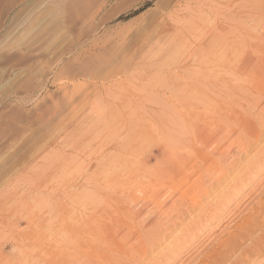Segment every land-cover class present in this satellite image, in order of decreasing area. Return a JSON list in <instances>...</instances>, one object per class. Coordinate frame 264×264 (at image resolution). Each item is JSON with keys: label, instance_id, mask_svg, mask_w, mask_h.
I'll use <instances>...</instances> for the list:
<instances>
[{"label": "rangeland", "instance_id": "1", "mask_svg": "<svg viewBox=\"0 0 264 264\" xmlns=\"http://www.w3.org/2000/svg\"><path fill=\"white\" fill-rule=\"evenodd\" d=\"M169 1L0 0V248H4L5 255L14 254L18 257L21 253V260L27 258L30 264L35 262L34 259V264H60V261L61 264H71L70 260L72 263L85 262L84 253L80 251V254L76 251L77 254L70 253L69 256L57 251L70 244L73 239L75 242L79 239L81 241L76 233L80 228L89 229L90 222L81 223L88 213L97 220L98 213L106 212V222L100 220L96 223L110 228L109 216L112 212L113 215L121 213V216L130 207L132 212H139L134 221L143 216L135 222L136 225L139 223L137 227L140 234V230L149 233L146 234L147 237L143 232L142 239L144 242L149 241V244L154 241L152 243H156L155 247L140 254L129 251L128 249L134 250L136 247V235L129 238L126 236L124 239L127 230L121 225L119 229L122 230H119L117 236V253L111 252L107 246L108 237L103 238L104 240L101 238L102 241L97 240L105 243L103 246L96 240L93 243V246L98 244L96 250H102L101 253L105 251L110 263L207 264L212 252L218 251L217 248L223 241H228V237L236 230L248 228L245 226L246 219L260 211V205L264 203V121L263 125L260 123L264 120V93L258 90L262 86L254 80L242 79L238 65L233 62L235 58L229 56L238 51L239 43L247 40L258 51L253 50L257 59L251 60L248 72H261L264 75V0H241L240 3V0H236L234 3L237 4L233 3V8L222 6L220 22L228 33L214 40V43L221 50L218 51L224 53L225 50L227 52L224 54L229 56L213 54L215 59L210 55L213 59L202 58L204 63L198 62V53L190 50L171 52L163 48H151L156 41L151 32L157 25L161 9ZM249 28L252 32L248 31ZM260 52H263L262 55ZM254 99L258 101V105ZM233 112L244 114L252 119V126H258L257 136H261L260 140L254 141L251 148H248L249 151L244 143L252 139L244 136L243 141L238 140L239 129L234 123ZM257 132L248 136L253 138ZM241 144L245 147H240ZM192 147L202 151L200 152L204 157L198 165L202 171L205 170L208 178L216 176L209 169L214 171L212 163L215 159L219 160L216 172L222 170V184H214L213 178H206L208 181L205 179L193 186L197 173H190L189 166L185 172L172 169L175 166L171 165L177 158L180 161L186 159ZM214 149L218 152H212ZM224 149L227 153L223 152ZM39 160L45 165L44 173H31L39 165ZM166 168L172 169L171 172L164 174ZM30 173L34 176H29ZM184 180H188L189 185L195 189L190 188L186 193L191 198L185 201L187 204L177 198L180 192L175 191L176 184L181 185ZM89 184L94 187L89 188ZM206 187H209L207 192ZM40 188L43 189V194L40 193ZM185 188L186 186L180 191ZM82 191L84 192L81 193ZM95 191L96 194L99 191L100 195H94V199L91 195ZM144 191H160L157 206L147 209L142 208L140 201L130 204L129 198L140 197ZM46 192L49 193L48 196ZM82 194V199L88 198L87 202L81 199ZM192 194L195 195V200ZM70 195L73 198H69ZM166 195H171V199L163 203ZM175 197L176 200L179 199L177 202ZM56 203H60L57 208ZM68 206H72L74 210ZM90 206H95L94 209L97 210ZM168 206H175L174 209L181 210V213L177 215ZM40 209H43L44 215L40 214ZM46 209L51 212H46ZM84 209L90 211L87 213ZM104 209L107 211L102 212ZM119 210L125 211L119 213ZM54 211L62 216L65 212V218L59 215L60 219ZM83 213L86 215L83 216ZM26 214L31 219L28 223L23 216ZM144 215L148 219L142 225L140 220L145 218ZM47 216L51 218L48 221ZM157 216L162 221L159 222ZM88 217L86 219L89 220ZM62 219H65L64 222ZM62 223H66V227ZM196 223L202 227L196 226ZM156 226L160 229H155ZM193 226L199 228L196 230ZM62 229L69 231L66 232L68 243L65 242L67 235ZM153 229L155 231L152 233ZM158 232L161 234L159 238ZM56 233L57 236H53ZM254 233L253 235L251 232V238L244 241L240 249L249 250L255 246L260 234L259 231ZM70 234L74 236H69ZM149 237L151 240L147 239ZM123 240L125 241L122 242ZM186 240L190 243H186ZM14 241L20 244L14 251L17 254L10 249V244ZM60 242L66 244L62 243L63 246ZM184 246L188 249L183 250ZM57 247L58 250H55ZM71 247L72 245L69 249ZM259 250L242 264H264V249ZM124 251H129L130 255L133 253V259L130 255L123 257ZM45 253L48 254L47 257ZM237 254L238 251L233 257ZM66 259L67 262L64 261ZM130 260L132 262L127 263ZM92 262L107 264L96 257Z\"/></svg>", "mask_w": 264, "mask_h": 264}, {"label": "bare ground", "instance_id": "2", "mask_svg": "<svg viewBox=\"0 0 264 264\" xmlns=\"http://www.w3.org/2000/svg\"><path fill=\"white\" fill-rule=\"evenodd\" d=\"M243 1V0H242ZM248 1V0H247ZM247 1H244V3H246ZM234 2H236V0H170L165 6H164V8L163 9H161V12L159 13V15H158V22H157V25L155 26V28L152 30V32L151 33H153L152 35H153V39L155 38V43L151 46V48L152 47H154V48H157V49H166V50H168V51H171V52H180V51H184V52H186V51H191V52H197L198 53V57H197V59L196 60H198V62H201L202 61V58H207V57H211L213 54H214V56L216 55H220V54H224V53H226L225 52V50L223 51L224 53H221L220 51V49L218 48L219 46H215V43H214V40H217V39H219L222 35H225L226 33H228V30L226 29V28H224V26H223V24H221V20H220V16H222L223 15V7L222 6H224L225 8H233V3ZM241 2V0L238 2V3H240ZM249 2V1H248ZM243 3V4H244ZM234 4H237V3H234ZM131 8H129V10H130ZM258 10V9H257ZM225 11V10H224ZM226 12V11H225ZM227 13V12H226ZM226 13H224V14H226ZM232 13V12H231ZM260 13H262V12H260ZM260 13L258 14V15H260ZM222 14V15H221ZM254 15V14H253ZM263 15V14H262ZM225 17H223V19H224ZM251 18V17H250ZM222 19V18H221ZM222 19V20H223ZM224 22V21H223ZM260 24V23H259ZM225 25V24H224ZM226 26V25H225ZM251 27H252V25H251ZM256 27V26H255ZM254 27V28H255ZM257 28V27H256ZM260 28H261V26H260ZM248 29V28H247ZM250 29V28H249ZM245 30V29H244ZM248 31H250V32H252V29H250V30H248ZM255 31V30H254ZM246 32V31H245ZM240 33H242V32H240ZM245 35H247V33L245 34ZM244 35V36H245ZM249 35V34H248ZM254 37V35H252V38ZM245 37H242V39H244ZM251 38V37H250ZM241 39V40H242ZM245 40V39H244ZM247 41V40H246ZM246 41H242L241 43H239V46H238V51L235 53V51H234V55L233 56H229V57H233V58H235V60L233 61L234 63H236L237 65H238V67H239V69H240V72H241V74H242V79H246V80H254V82H256L257 84H259V85H261L262 87H260V88H258V90H261L263 93H264V75H263V73L261 74V72L259 73V72H248V67H249V65L251 64V60L253 59V60H256L257 59V56L254 54L255 52L253 51L255 48H253V46L251 45V44H248L249 42H246ZM261 41V40H260ZM154 42V41H153ZM150 43V42H149ZM150 44H152V43H150ZM149 44V45H150ZM148 45V46H149ZM262 45V44H261ZM147 46V47H148ZM263 47V46H262ZM261 48V47H260ZM218 50H220V51H218ZM255 51H256V49H255ZM260 51V50H259ZM229 52H230V50H229ZM256 52H258V51H256ZM216 53V54H215ZM232 53V52H231ZM261 53V55H262V53L263 52H260ZM260 53H258V54H260ZM193 54V53H192ZM195 54V53H194ZM201 55L202 56H204L205 55V57H201ZM211 55V56H210ZM260 55V56H261ZM194 56V55H193ZM196 56H197V54H196ZM224 56H226L225 54L223 55V57ZM228 56H226V57H228ZM264 56V55H263ZM213 57V56H212ZM211 57V58H212ZM214 58V57H213ZM212 58V59H213ZM217 58V57H216ZM220 57H218V59H219ZM203 59V60H204ZM210 59V58H209ZM215 59V58H214ZM218 59H216V60H218ZM220 59H222V57L220 58ZM225 59V58H224ZM232 59V58H231ZM261 59H263V57L261 58ZM193 60H195V59H193ZM215 60V61H216ZM226 60H227V58H226ZM264 60V59H263ZM211 62H212V60H210ZM260 61H262V60H260ZM210 62V63H211ZM214 62V61H213ZM225 61H223V63H224ZM192 62H190V64H191ZM202 63H204V61H202ZM206 63H207V61H206ZM208 63H209V61H208ZM228 63H230V62H228ZM192 64H194V63H192ZM227 64V63H226ZM202 65V64H201ZM209 65V64H208ZM228 65H230V64H228ZM197 66V65H196ZM200 66V65H199ZM204 66V65H203ZM190 67V66H189ZM262 92H261V94H262ZM260 93V92H259ZM263 95V94H262ZM264 97V96H263ZM249 100V99H248ZM254 100H256V99H254ZM257 101V100H256ZM249 102V101H248ZM261 102V100L259 101V103ZM256 104L258 103V101L257 102H255ZM264 104V103H263ZM251 105V104H250ZM258 105V104H257ZM252 106H253V104H252ZM264 106V105H263ZM255 108V107H254ZM260 109H261V107H259ZM262 110V109H261ZM261 110H259L258 112H261ZM264 110V109H263ZM234 113V112H233ZM237 113V114H236ZM236 113H234L233 114V120H234V123L237 125V129H239V133H238V140H240V141H243L244 140V136H246L247 138H251L252 139V141H247L246 143H244V144H246V150L250 147V145L252 146V144L254 143V141L255 142H257V139H259L260 140V137L259 136H257L258 135V132H257V127L255 126V125H253L252 126V124L250 123V121L252 120H250L249 118H247L244 114H241V113H238V112H236ZM260 114H257V116H259ZM236 116H237V122H236ZM264 116H262V118H263ZM252 118V117H251ZM254 118V117H253ZM257 118V117H256ZM258 118H261V116L260 117H258ZM254 120V119H253ZM256 120V119H255ZM260 121V120H259ZM263 121L264 120H262V122H260L261 124L263 123ZM221 124V123H220ZM257 124H258V122H257ZM222 125H225L224 123L222 124ZM259 125V124H258ZM263 125V124H262ZM218 126V125H217ZM221 126V125H220ZM264 130V129H263ZM254 132H257L256 133V136L254 137L253 136V138L252 137H250V136H248L249 134H251V135H253L252 133H254ZM261 132V131H260ZM228 133H229V131H228ZM232 133V132H231ZM230 134V133H229ZM228 134V135H229ZM259 137V138H258ZM258 140V141H259ZM67 141V140H66ZM244 144H241L242 146H240V147H245V145ZM257 144V143H256ZM57 146V145H56ZM218 146H219V144H218ZM217 146V147H218ZM166 147V146H165ZM254 147V146H253ZM251 148V147H250ZM59 149V148H58ZM244 149V148H243ZM55 150H57V149H55ZM165 150V149H164ZM239 150V149H238ZM242 150V149H241ZM240 150V151H241ZM59 151V150H58ZM163 151V150H162ZM169 151V150H168ZM201 151V150H200ZM196 147H192L191 149H190V154H187L188 156H187V158L186 159H184L183 161H180V159L179 158H177V160H176V162L174 163V164H172L171 166L172 167H174V168H172L173 170H176V171H178V172H185V169L186 168H188V166H189V168H188V170L190 171V173H197V177L195 178V180L192 182V185L194 186V185H196V184H198V182H200L201 183V181L203 180H205L206 178H208L207 177V175H206V173H204V171H202L200 168H199V165H198V163H200V161H201V159L203 160V157H204V155H203V153H201ZM218 152V151H216V149H214V150H212V152ZM225 151V153H227L226 152V150L224 149L223 150V152ZM227 151H228V147H227ZM248 151H249V149H248ZM247 151V152H248ZM57 153V152H56ZM161 153H163V152H161ZM169 153V152H168ZM207 153V152H206ZM231 153V152H230ZM16 154V153H15ZM18 154V153H17ZM164 154H166V153H164ZM205 154V153H204ZM217 154V153H216ZM223 153H221V155H222ZM240 154V153H239ZM243 154H244V152H243ZM247 154V153H246ZM152 155V154H151ZM213 155H215V153L213 154ZM16 156V155H15ZM52 156V155H51ZM58 156V155H57ZM149 156V155H148ZM165 156V155H164ZM207 156H209V155H207ZM23 157H25L24 156V154H23ZM55 157V156H54ZM212 157V156H211ZM215 157H216V155H215ZM235 157V156H234ZM262 158V157H261ZM31 159H33V158H31ZM40 159V158H39ZM58 159V158H57ZM205 159V158H204ZM209 159H210V157H209ZM212 159V158H211ZM215 158H213V160H214ZM233 159V158H232ZM260 159V158H259ZM2 160V158L0 159V161ZM28 160V159H27ZM41 160V159H40ZM39 160V161H40ZM182 160V159H181ZM234 161V160H233ZM43 163H44V159H43V161H42ZM41 161L39 162V165L33 170V171H30L31 173L33 172L34 174L35 173H44V171H45V168H44V166L45 165H43V163H42ZM211 162H213V161H211ZM203 163V162H202ZM1 164H3V163H1ZM170 164V163H169ZM212 164H214V171H212V169L210 168L209 170H210V173L212 174V172L213 173H215L216 174V176H214V177H212V175H211V177H209L211 180H213L214 179V181H212V183L214 182V184L215 183H217V184H219V182L221 181V178H222V170H220L219 172L217 171L216 172V170H217V166L218 165H220V163H219V160L218 161H216V159H215V161L212 163ZM229 164V163H228ZM205 165V164H204ZM231 165H233V164H231ZM254 165V164H253ZM167 166V165H166ZM203 166V165H202ZM210 166V165H209ZM249 166H251V165H249ZM204 167V166H203ZM233 167V166H232ZM2 168V167H1ZM100 168V167H99ZM208 168V167H207ZM207 168H205V169H207ZM54 169L55 168H53L52 170H53V172H54ZM172 169H169V168H166L165 169V171H163L164 172V174H166V173H168V172H171V170ZM31 170H32V168H31ZM51 170V171H52ZM65 170V169H64ZM184 170V171H183ZM51 171H49V172H51ZM208 171V170H207ZM2 172V171H1ZM30 173V174H31ZM189 173V172H188ZM187 173V174H188ZM207 173H209V172H207ZM3 174H4V172H3ZM49 174V173H48ZM53 174V173H52ZM33 174H31V175H29V176H32ZM34 176V175H33ZM47 176V175H46ZM50 176V175H49ZM208 176H209V174H208ZM29 178V177H28ZM192 178V177H191ZM208 178V179H209ZM213 178V179H212ZM30 179V178H29ZM26 180H27V178H26ZM189 180V179H188ZM188 180H184L183 182H181L182 184L180 185V184H176V188H175V191L176 192H180L178 195H177V198H179L180 200H182L183 202H185V201H188V199H189V197L187 196V192L189 191V189L191 188V189H193V187H191V185H189V181ZM236 180H238L237 178H236ZM11 181V180H10ZM205 181H208L207 179L205 180ZM210 181V180H209ZM222 182V181H221ZM220 182V183H221ZM224 182V181H223ZM40 183V182H39ZM84 183V182H83ZM95 183V182H94ZM207 183V182H206ZM210 183V182H209ZM211 183V184H212ZM41 184V183H40ZM44 184V183H43ZM88 184V183H87ZM216 184V185H217ZM222 184V183H221ZM28 185V184H27ZM49 185V184H48ZM84 185V184H83ZM183 185V186H182ZM201 185V184H200ZM203 185H204V183H203ZM88 186V185H87ZM89 186H90V184H89ZM88 186V187H89ZM93 185H91L89 188H91ZM186 186V188H185V190H182V192L180 191V189H182L183 187H185ZM207 186V185H206ZM211 186V185H210ZM209 186V187H210ZM84 187H85V185H84ZM88 187H87V189H88ZM94 187V186H93ZM92 187V188H93ZM208 187V188H209ZM212 187V186H211ZM216 187V186H215ZM214 187V188H215ZM197 188V187H196ZM207 187H206V192H207V189H208ZM50 189V188H49ZM48 189V190H49ZM76 189H78V188H76ZM94 189H97L96 187L94 188ZM156 189V188H155ZM159 189V188H158ZM160 189H161V186H160ZM164 189V188H163ZM201 189V188H200ZM204 189V188H203ZM103 190V189H102ZM106 190V189H105ZM162 190V189H161ZM166 190V189H165ZM193 190H195V189H193ZM202 190V189H201ZM211 190V189H210ZM209 190V191H210ZM14 191V190H13ZM71 191V190H70ZM85 191H86V189H85ZM92 193H94V191L93 190H90ZM89 191V192H90ZM97 191V190H96ZM96 191H95V194H92L91 196H92V198H94L95 196L94 195H100L98 192H97V194H96ZM100 191H101V189H100ZM163 191V190H162ZM167 191V190H166ZM166 191H164V192H166ZM170 191V190H169ZM168 191V192H169ZM209 191H208V193H209ZM15 192V191H14ZM67 192V191H66ZM64 193L65 195H67L68 196V192L67 193ZM76 192H77V190H76ZM84 191H82L81 193H83ZM87 192H88V190H87ZM86 192V193H87ZM159 192L160 191H152V192H148V191H144L142 194H141V196L140 197H131V198H129L130 199V204L132 203L133 205L134 204H137L136 202L137 201H140L141 203H140V205L142 206V208H147V209H149L150 208V206H153V207H155V206H157V203H158V200H159ZM168 192H167V194H168ZM170 192H173V191H170ZM192 192V191H191ZM40 193L41 194H43V189L42 188H40ZM48 192H46L45 194H47ZM72 193H74V192H72ZM108 193V192H107ZM174 193V192H173ZM173 193H171V195L173 194ZM32 194V193H31ZM36 194V193H35ZM52 194H54V193H52ZM63 194V195H64ZM79 194H80V190H79ZM109 194V193H108ZM165 194V193H164ZM163 194V195H164ZM193 194H194V191H193ZM192 194V195H193ZM201 194H204V193H202L201 192ZM210 194V193H209ZM208 194V195H209ZM28 195V194H27ZM34 195V194H33ZM39 195V194H38ZM49 195V193L46 195V196H48ZM72 195H74V194H72ZM88 195V194H87ZM107 195V194H106ZM112 195V194H111ZM171 195H166V196H164L163 198V203H165L166 201H168V200H170L171 199ZM175 195V194H174ZM191 195V196H192ZM197 195V194H196ZM206 196H207V194H205ZM43 196H45V195H43ZM51 196V195H50ZM52 196H54L55 197V195H52ZM75 196V195H74ZM79 196V195H78ZM82 196H83V194L81 195V199H82ZM179 196V197H178ZM190 196V197H191ZM197 196H199V194L197 195ZM201 196V195H200ZM34 197V196H33ZM42 197V196H41ZM57 197V196H56ZM55 197V198H56ZM89 197V196H88ZM97 197V199H98V196H96ZM100 197V200H102L101 199V196H99ZM110 198H111V196H109ZM117 197V196H116ZM129 197V196H128ZM172 197H174V196H172ZM193 197H194V200H195V195H193ZM203 197V196H202ZM37 198V197H36ZM48 198V197H47ZM61 198V197H60ZM63 198V197H62ZM69 198H73V197H71V195H70V197ZM103 198V197H102ZM109 198V199H110ZM119 198V197H118ZM200 198V197H199ZM204 198H205V196H204ZM203 198V199H204ZM29 199H31V198H29ZM34 199V198H33ZM38 199V198H37ZM44 197H43V201H44ZM74 199H75V197H74ZM76 199H77V197H76ZM79 199V198H78ZM88 199V198H87ZM87 199L85 200V198L84 199H82V200H85V202H87ZM95 199V198H94ZM107 199V198H106ZM112 199V198H111ZM121 199V198H120ZM178 199V200H179ZM191 199V198H190ZM189 199V200H190ZM62 200V199H61ZM61 200H59V201H61ZM73 200V199H72ZM99 200V201H100ZM162 200V199H161ZM160 200V201H161ZM176 202L178 201V200H176V197H175V199H174ZM201 200V199H200ZM39 201V200H38ZM41 201H42V198H41ZM48 201V200H47ZM56 201V200H55ZM69 201V200H68ZM77 201V200H76ZM80 201V200H79ZM88 201H90V199L88 200ZM92 202H93V200H91ZM95 201V200H94ZM96 201H98V200H96ZM113 201H115V200H113ZM117 201V200H116ZM120 201V200H119ZM122 201H123V199H122ZM125 201V200H124ZM129 201V200H128ZM174 201V202H175ZM33 202V201H32ZM58 202V201H57ZM70 202V201H69ZM68 202V203H69ZM101 202V201H100ZM103 202V201H102ZM108 202V201H107ZM106 202V203H107ZM111 202V201H110ZM161 202V203H162ZM44 203V202H43ZM63 203V202H62ZM78 203V202H77ZM106 203H105V206H107V205H109L108 203H107V205H106ZM112 203V202H111ZM129 203V202H128ZM167 203V202H166ZM173 203V202H172ZM182 203V202H181ZM180 203V204H181ZM186 203V202H185ZM57 204L58 203H56V205H55V207L57 208ZM60 204V203H59ZM58 204V205H59ZM73 204V203H72ZM75 204V203H74ZM85 204H87V203H85ZM95 204V203H94ZM115 204H116V202H115ZM123 204V203H122ZM179 204V205H180ZM183 204V203H182ZM187 204V203H186ZM200 204V203H199ZM29 205V204H28ZM43 205V204H42ZM48 205H50L51 206V204H50V202L48 201ZM54 205H52V206H54ZM64 205V204H63ZM67 205L68 204H66V207H67ZM84 205V204H83ZM88 205H89V203H88ZM96 205V204H95ZM101 205H103V203L101 204ZM113 205H114V203H113ZM120 205V204H119ZM119 205H117V206H119ZM185 205V204H184ZM111 206V205H110ZM128 206H130V205H128ZM127 206V207H128ZM141 206H139V207H141ZM161 206V205H160ZM172 206V205H171ZM190 206V205H189ZM30 207V206H29ZM54 207V208H55ZM62 207V206H61ZM64 207V206H63ZM62 207V208H63ZM68 207H71L72 208V206H68ZM87 207V206H86ZM94 207L95 206H90V208L91 209H93V210H97L96 208L94 209ZM102 207H104V206H102ZM114 207V206H113ZM121 207V206H120ZM170 206H168V208H169ZM173 207V206H172ZM172 207H170V208H172ZM188 207V206H187ZM194 207V203H192V208ZM197 207V206H196ZM48 208H49V206H48ZM62 208H61V210H62ZM83 208V207H82ZM89 208V209H90ZM129 209H127L126 210V212H123V211H125V210H119V213H120V211L121 212H123V214L120 216V214L118 215L117 213H115L114 215H113V212H112V214H111V216H109V221L111 222V223H109V224H111V225H108V226H110V228L109 227H107V228H105L104 227V224L103 225H101L100 223H96V221L97 222H100V220H102L103 221V223H104V221L106 222V218H105V214H107L106 212H105V214L104 213H98V216L96 215V217L98 218L97 220H96V218L94 217L93 218V216L92 217H90L89 216V213H88V211H90V210H88V211H85L86 209H84V211L85 212H87L88 213V215L87 216H85V220H83V222H82V220H81V223H86V224H89V222H90V224H89V229H87V228H84V230H82L81 228H80V225H79V230L77 231V230H75V231H77V235L81 238V241H80V239L78 240V239H76L75 238V240H78L77 242H75V241H73L74 239H73V237H72V239L73 240H71V242H69L70 244H68V245H65L66 243H64V242H62V243H64V245L61 243L60 245H63L64 246V248H62V249H60L59 251H57L58 253H60L61 255H70V253H72L73 255L74 254H77V252L78 251H80V252H82V253H84V258L86 259V261L85 262H82V263H76V261H75V263L73 262L72 263V261L70 260L69 262H71V264H94V262H92V260H93V258H95L96 257V259H98L99 261L101 260V261H103V263H107V264H112V263H110L109 262V260H108V257L109 256H107V254L105 253V251L103 252V253H101L100 251H102V250H100L99 251V249L98 250H96V248L98 247L97 245V243H101V242H97V240L98 239H103V238H105V237H108V238H106V239H108L107 240V246L110 248V250H112L111 252H113V251H115L116 252V250H118V238H117V236H118V233L122 230V228H121V230L119 229L120 227H121V225H123L125 228H126V230H127V232H126V234H125V236H124V234L122 235V236H124V239L126 238V236H127V238H129L130 236H134V235H136V242H135V245H136V247L135 246H131V247H135V249L134 250H132L131 248L130 249H128L129 251L131 250L132 252L134 251L135 252V254L136 253H142V252H145V251H147V250H149L150 249V251H151V248L154 246L155 247V245L154 244H156V243H152V242H154V241H150V243L151 244H149L148 242L149 241H147V244L144 242V240L142 239L143 238V236L144 235H146L147 233L146 232H148V231H142V230H140V232H141V234L139 233V227H137L138 225H139V223H138V225H136L135 224V222H137V221H139V219L141 218V217H143L142 215H141V217L137 220V221H134L135 220V218L136 217H138V215H139V212L137 211L136 213L135 212H132V208H130V207H128ZM160 208V207H159ZM167 207H165V209H166ZM174 208H175V206H174ZM174 208H172L171 210H175ZM181 208V207H180ZM186 208V207H185ZM190 208V207H189ZM29 209V208H28ZM50 209H51V207H50ZM73 209V208H72ZM81 209V208H80ZM79 208H78V210H80ZM103 208H101V210H102ZM107 210H108V207L106 208ZM106 209H104L102 212H104ZM111 209H112V207H111ZM110 209V210H111ZM117 209V208H116ZM151 209V208H150ZM153 209V208H152ZM162 209V208H161ZM23 210H26V208L25 209H23ZM47 210L48 209H46V212H47ZM52 210V213H53V209H51ZM65 210V209H64ZM66 210H67V208H66ZM69 210V209H68ZM74 210V209H73ZM78 210H76V211H78ZM83 210V209H82ZM100 209L98 210V211H101ZM106 210V211H107ZM114 210H115V208H114ZM113 210V211H114ZM118 210V209H117ZM138 210H140V209H138ZM144 210V209H143ZM160 210V209H159ZM189 210V209H188ZM192 210H194V209H192ZM40 211V214H42V215H44V211H43V209H40L39 210ZM57 211V210H56ZM56 211H54L55 212V214L57 213H59V212H56ZM70 211V210H69ZM72 211V210H71ZM141 211H142V209H141ZM158 211V210H157ZM162 211H165V210H162ZM162 211H161V213H162ZM170 211V210H169ZM177 213V215H179L180 213H181V210H178V209H176L175 210ZM196 211V210H195ZM194 211V212H195ZM46 212H45V214H46ZM48 212L50 213L51 211L50 210H48ZM61 213H62V211H60ZM74 212V211H73ZM81 212V211H80ZM80 212H79V215H80ZM83 212V211H82ZM96 212V211H95ZM117 212V211H116ZM155 212V211H154ZM189 212H190V210H189ZM188 212V213H189ZM64 213V216L66 215V213L65 212H63ZM68 213V212H67ZM78 213V212H77ZM151 213V212H150ZM160 213V214H161ZM166 213V212H165ZM39 214V213H38ZM69 214V213H68ZM74 214V213H73ZM75 214H76V212H75ZM82 214V213H81ZM156 214V213H155ZM184 214H186V213H184ZM47 215V214H46ZM51 215V214H50ZM61 216V217H64V216H62L61 214H58V216ZM71 215V214H70ZM84 215H86V214H84L83 213V216ZM92 215H93V212H92ZM95 215V214H94ZM149 215V213H147V215L146 216H148ZM152 215V214H151ZM175 215V214H174ZM176 215V216H177ZM15 216V215H14ZM24 216V219L27 221V223H28V221H31V219H29V217L30 216H28L27 214L26 215H23ZM56 216V215H55ZM57 216V217H58ZM59 216V217H60ZM72 216V215H71ZM81 216V215H80ZM80 216H79V218H80ZM90 218H89V217ZM154 216V215H153ZM159 216V215H158ZM157 216V217H158ZM165 216H166V214H165ZM180 216H182V215H180ZM37 217V216H36ZM61 217H60V219H61ZM82 217V216H81ZM89 218V220L88 219H86V218ZM121 217H122V219H121ZM144 217H145V215H144ZM150 217V216H149ZM157 217H155V219L157 218ZM163 217H164V214H163ZM162 217V218H163ZM53 218V217H52ZM65 218V217H64ZM183 218H185V215H184V217ZM16 219H18V218H16ZM39 219V218H38ZM51 219V218H50ZM49 218H48V216H47V221L48 220H50ZM56 219V218H55ZM66 219H69V218H66ZM70 219H71V217H70ZM70 219H69V221H70ZM75 219L77 220V217H76V215H75ZM83 219V218H82ZM142 219V218H141ZM146 219H148V217H145V218H143V220H140V222L142 223V225H143V223L145 222V220ZM158 219H159V222H160V218L158 217ZM25 220H24V222H25ZM40 220H42V218H40ZM57 220V219H56ZM55 220V222H57ZM63 220V219H62ZM65 220V219H64ZM64 220H63V222H64ZM68 221V222H69ZM72 221V220H71ZM108 221V220H107ZM162 221V220H161ZM166 221V220H165ZM192 221V220H191ZM60 221H58V223H59ZM62 222V221H61ZM72 222H75V220H73ZM71 223V222H70ZM79 223V222H78ZM108 223V222H107ZM162 223V222H161ZM199 223V222H198ZM35 224V223H34ZM66 224V223H65ZM64 224V225H65ZM72 224V223H71ZM82 224V225H83ZM95 224H97L96 226H95ZM158 224V223H157ZM163 224H164V222H163ZM162 224V225H163ZM245 226L246 227H248V228H240V229H238V231L236 230V232L234 233V234H230L231 236L230 237H228V238H230L228 241H223V243L221 244V246L219 247V248H217L218 249V251H214V253L212 252V255H211V257H209V259H208V263L207 264H242L243 262H246L247 260H250L249 258L251 257V256H253L254 255V253L256 252V251H258L259 249H261V248H263L264 249V203H262L261 205H260V211L259 212H254L253 214H252V216H251V218L250 219H246V221H245ZM36 225V224H35ZM34 225V226H35ZM46 225V224H45ZM45 225H44V227H45ZM58 225V224H57ZM62 225H63V223H62ZM61 225V226H62ZM63 225V226H64ZM159 225V224H158ZM157 225V226H158ZM14 226H16V225H14ZM39 226V225H38ZM38 226H36L37 228H38ZM47 226V225H46ZM76 226H77V223H76ZM94 226V227H93ZM150 226H153V225H150ZM156 226V227H157ZM164 226V225H163ZM167 227H168V224L166 225ZM196 226H199L200 228L202 227V226H200V224H197L196 223ZM64 227H66V226H64ZM84 227H85V225H84ZM123 227V228H124ZM160 227H162V226H160ZM165 227V226H164ZM195 226H193V228H194ZM199 227H197V228H199ZM55 228V227H54ZM53 228V229H54ZM59 227H57V229H58ZM63 228V227H62ZM109 228V229H108ZM170 228V227H169ZM168 228V229H169ZM184 228H186V227H184ZM197 228L195 227V229L197 230ZM204 228V227H203ZM35 229V228H34ZM41 229V228H40ZM40 229L38 230V231H40ZM44 229V228H43ZM42 229V230H43ZM61 229V228H60ZM75 229V228H74ZM78 229V228H77ZM140 229H142V227H140ZM155 229H160V228H155ZM48 230V229H47ZM66 230V229H65ZM64 229H62V232H64V233H66V232H69L68 231V229L65 231ZM80 230H82V231H80ZM95 230V233L93 232ZM120 230V231H119ZM145 230V229H144ZM147 230V229H146ZM185 230H188V229H185ZM190 230V229H189ZM194 230V229H193ZM192 230V231H193ZM199 230V229H198ZM75 231H73V232H75ZM155 230L153 229L151 232L153 233ZM160 232H161V230H159ZM167 231V230H166ZM170 231V230H169ZM201 231H203L202 229H201ZM256 231H259V234H260V236H258L257 237V240L255 241V246H253L252 247V249H249V250H247V249H245L244 250V248H242V249H240V247H242V244L244 243V241H246V240H248V238L250 237L251 238V232H252V234L254 233V232H256ZM34 232H36V231H34ZM45 232H46V229H45ZM44 232V233H45ZM54 232V231H53ZM71 232V231H70ZM143 232H145V234L144 235H142V233ZM149 232H150V230H149ZM160 232H158L159 234H160ZM164 232V231H163ZM199 231H197V233H198ZM33 233V232H32ZM47 233V232H46ZM58 233V232H57ZM57 233L56 234H54L53 236H57ZM166 233V232H165ZM170 233V232H169ZM190 233V232H189ZM191 233H193V232H191ZM19 234V233H18ZM48 234V233H47ZM158 234V235H159ZM188 234V233H187ZM255 234V233H254ZM253 234V235H254ZM258 234V233H257ZM22 235V234H21ZM38 235V234H37ZM66 238H65V242H67L68 240H67V238H68V233H66ZM147 235H149V233L147 234ZM146 235V236H147ZM157 235V234H156ZM165 235V234H164ZM163 235V236H164ZM167 235V234H166ZM190 235V234H189ZM192 235V234H191ZM252 235V236H253ZM17 236V235H16ZM46 236V235H45ZM52 236V237H53ZM63 236L65 237V234H63ZM69 236H74V234L72 235V234H70ZM154 236H155V234H154ZM153 235H152V240H153V237H154ZM162 236V237H163ZM195 236V235H194ZM42 237V236H41ZM61 237V236H60ZM60 237H59V239H60ZM63 237V238H64ZM79 237H77V238H79ZM148 237V236H147ZM151 237V236H150ZM147 238V239H150L151 240V238ZM157 237V236H156ZM159 237H161V234L158 236V238ZM196 237V236H195ZM34 238V237H33ZM43 238V237H42ZM120 238V237H119ZM145 238V237H144ZM158 238H157V240H158ZM186 238H189V237H186ZM191 238H193V236H191ZM227 238V239H228ZM14 239H16V237L14 238ZM22 239H24L23 237H22ZM35 239V238H34ZM53 239V238H52ZM69 239V238H68ZM102 239H101V241H102ZM226 239V240H227ZM8 240V239H7ZM7 240L5 241L6 242V244H7ZM11 240H12V238H11ZM33 240V239H32ZM31 240V241H32ZM37 240V239H36ZM40 240V239H39ZM58 239H56V241H57ZM69 240V241H70ZM94 240H96V245H94L93 246V243L95 242ZM104 240V239H103ZM128 240V239H127ZM166 240V239H165ZM35 241V240H34ZM38 241V240H37ZM51 241V240H50ZM55 241V242H56ZM61 241V240H60ZM125 240H123L122 242H124ZM156 241V240H155ZM183 241H185V240H183ZM192 241H194V240H192ZM36 242V241H35ZM52 242V241H51ZM122 242H120L121 244H122ZM156 242H158V241H156ZM11 243V242H10ZM18 241H14L13 243H11L10 244V246L12 247V248H10V249H12V253H16L17 254V251L16 252H14L15 250H17L18 248H19V245H18ZM39 243H40V241H39ZM68 243V242H67ZM126 243V242H125ZM133 243V242H132ZM159 243H161V241L159 242ZM159 243H157L159 246H161ZM162 243H163V241H162ZM186 243H188V240H186ZM189 243H190V241H189ZM188 243V244H189ZM194 243V242H193ZM254 243V242H253ZM57 244V243H56ZM58 244H59V242H58ZM102 244H105V243H101V245ZM130 244V243H129ZM153 244V245H152ZM188 244H185V245H188ZM192 244V243H191ZM190 244V245H191ZM8 245V244H7ZM6 245V246H7ZM39 245V244H38ZM45 245V244H44ZM55 245V244H54ZM72 245V247H71V249H69L70 248V246ZM124 245V244H123ZM133 245H134V243H133ZM220 245V244H219ZM59 246V245H58ZM97 246V247H96ZM103 246V245H102ZM157 246V245H156ZM175 246V245H174ZM38 247H40V246H38ZM44 248H45V246H43ZM47 247H49V246H47ZM46 247V248H47ZM93 247V248H92ZM95 247V248H94ZM153 247V248H154ZM177 247V246H176ZM193 247V246H192ZM191 247V248H192ZM31 248V247H30ZM53 248V247H52ZM54 249V248H53ZM101 249V248H100ZM121 249V248H120ZM182 249V248H181ZM185 249H188V248H185V246H184V249L183 250H185ZM55 250H58V247L57 248H55ZM122 250H124V248L122 249ZM122 250H121V252H122ZM125 250H127V249H125ZM183 250H182V252H183ZM3 251H4V248L3 247H1L0 248V264H30V261H28L27 260V258H26V260H25V258H23L22 260H21V256H22V254L21 253H19V255H18V257H17V255L15 256L14 254H12V255H5L4 253H3ZM25 251H26V249H25ZM28 251V250H27ZM46 251V250H45ZM49 251V250H48ZM52 250L50 249V252H51ZM77 251V252H76ZM120 251V250H119ZM129 251H124L122 254H124V256L123 257H125V256H128V255H130V252ZM190 251V250H189ZM239 252V254H237V256H235V257H233V255L236 253V252ZM260 251V250H259ZM41 252V251H40ZM47 252V251H46ZM50 252H48V253H50ZM57 252H56V254H57ZM107 252V251H106ZM109 252V251H108ZM133 252V253H134ZM185 252V251H184ZM186 252H188V251H186ZM263 252V251H262ZM44 253V252H43ZM55 253V252H54ZM53 253V254H54ZM79 253V252H78ZM117 253V252H116ZM132 253V254H133ZM260 253V252H259ZM29 254V253H28ZM46 254L47 253H45V256H46ZM51 254V253H50ZM59 254V255H60ZM71 254V255H72ZM80 254V253H79ZM132 254L130 255V257H132ZM135 254H134V258H135ZM138 254V255H139ZM258 254V253H257ZM14 255V256H13ZM39 255V254H38ZM59 255H57V257L59 256ZM82 255V254H81ZM147 255V254H146ZM261 255V254H260ZM19 256H20V258H19ZM44 256V255H43ZM47 256H48V254H47ZM46 256V257H47ZM55 256V255H54ZM258 256V255H257ZM24 257H25V255H24ZM28 257V256H27ZM30 257V256H29ZM56 257V256H55ZM61 257V256H60ZM59 257V258H60ZM64 257V256H63ZM67 257V256H66ZM65 257V258H66ZM82 257V256H81ZM116 257V256H115ZM118 257H120L119 256V254H118ZM141 257V256H140ZM139 257V258H140ZM260 257V256H259ZM74 258V257H73ZM139 258L137 259L138 261H139ZM252 258V257H251ZM257 258V257H256ZM81 259H83V258H81ZM113 259V258H112ZM122 259V258H121ZM132 259H133V257H132ZM131 259V260H132ZM136 259V258H135ZM254 259V258H253ZM32 260V262H33V259H31ZM38 260V259H37ZM78 260H80V259H78ZM128 261L127 263H129V262H132V261ZM136 260V262L137 263H139L138 261ZM257 260V259H256ZM34 261L35 262H33V264L34 263H36V260L34 259ZM39 261V260H38ZM48 261H49V259H48ZM53 261H55V259L53 258ZM57 261V260H56ZM58 261H59V259H58ZM64 261H66L67 262V259L66 260H64ZM74 261V260H73ZM84 261V260H83ZM97 261V260H96ZM114 261V260H113ZM135 261V260H134ZM133 261V262H134ZM251 261H252V259H251ZM31 262V263H32ZM43 262V261H42ZM50 262V261H49ZM52 262V261H51ZM65 262V263H66ZM54 263V262H53ZM56 263V262H55ZM62 263V261H60V264ZM64 263V262H63ZM38 264H40V263H38ZM44 264V263H43ZM57 264H59V263H57ZM101 264V263H100ZM116 264H118V263H116ZM130 264V263H129ZM247 264V263H246Z\"/></svg>", "mask_w": 264, "mask_h": 264}]
</instances>
